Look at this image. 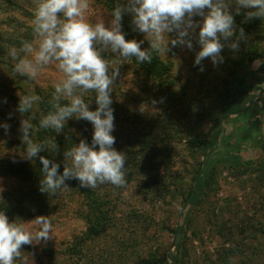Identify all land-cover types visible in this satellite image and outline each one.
Masks as SVG:
<instances>
[{
  "label": "rangeland",
  "instance_id": "374dc122",
  "mask_svg": "<svg viewBox=\"0 0 264 264\" xmlns=\"http://www.w3.org/2000/svg\"><path fill=\"white\" fill-rule=\"evenodd\" d=\"M17 1L24 9L6 7L0 11V18L9 16L14 20L0 24V30L14 33L0 41L4 59L13 64L9 49L15 48L20 58H25L22 43L35 46L38 40L33 30L27 31L33 27L35 0ZM85 18L90 23L103 20L106 26L112 19L96 0H89ZM239 28L237 25V35ZM244 32L247 38L240 41L238 51L222 41L223 62L214 65L210 58L205 59L201 62L203 71L194 63L200 50L195 39L193 50L173 48L169 43L170 50L161 52L164 59L172 62L169 91L154 82L146 85L130 67L119 66L120 76L111 86L119 116L114 121L113 147L126 156L127 150H138L146 143L147 152H155L161 163L152 170L150 166H126V183L122 187L98 185L112 208L111 220L100 236H85L83 202L73 188H62L45 209L35 207L31 214L19 213L22 209L13 193L24 186V181L0 174V206L10 221L24 224L34 236L39 231L34 220L37 216H47L51 222V238L23 245L14 264H135L165 249L174 252L175 242L180 244L177 264L264 262V113L253 112L255 106L264 103V55L252 61L243 59L250 44L264 48V25ZM254 61H259V66H254ZM62 76L53 62L41 67L37 77L23 85L30 92L34 85L45 88ZM233 76L240 80L234 96L249 110L230 116L222 124V139L206 163L212 171L209 183L184 221L188 208L184 206V196L204 157L192 141L211 136ZM20 95L25 94L10 80L9 68L0 63V124L10 125L8 133L0 127V158L14 162L29 161L24 159L25 145L19 132L21 120L27 119L18 111ZM230 154L252 160L251 166H229L222 160ZM180 224L183 232L178 235L175 230Z\"/></svg>",
  "mask_w": 264,
  "mask_h": 264
},
{
  "label": "clouds",
  "instance_id": "9594fccd",
  "mask_svg": "<svg viewBox=\"0 0 264 264\" xmlns=\"http://www.w3.org/2000/svg\"><path fill=\"white\" fill-rule=\"evenodd\" d=\"M88 8L89 0H35L32 21L33 32L38 37L35 46L27 41L22 43L25 58H20L15 48L8 50L9 57L15 61L14 71L21 76L34 80L41 67L53 62L63 73L54 84L51 110L40 119V128L59 134L66 121L73 117L93 126L91 144L82 139L63 152L61 173L57 162L40 155L49 149L45 143L33 141L30 120H21L19 132L25 145L24 159L39 158L42 164L39 191L49 195L68 187L66 181L72 179L88 189L104 183L116 187L126 183V157L113 147L112 135L115 117L111 86L120 76V64L110 66L102 52L110 50L124 59L135 57L140 64L151 63L153 53L170 50L169 43L173 48L193 50L195 39L200 50L194 63L203 71L201 62L205 59L210 58L214 65L223 62L221 52L225 43L222 41L231 50L238 51L240 41L246 40L243 28H239L237 35L234 14L240 15L244 10L245 21L264 20V0H126L123 4L117 0L107 26L103 20L88 22L85 18ZM125 14L131 16L133 30L145 34L148 48H141L143 41L125 38L121 23ZM169 33H174V38ZM259 64L254 61V66ZM87 92L95 93V110H90L82 98ZM39 100L37 95H20L19 113H28ZM0 127L9 132V124H0ZM50 150L58 152V145L52 143ZM34 220L39 225L35 236L24 224L10 221L0 212V264H14L23 245L51 238V222L47 216L40 215Z\"/></svg>",
  "mask_w": 264,
  "mask_h": 264
},
{
  "label": "trees",
  "instance_id": "16d2710c",
  "mask_svg": "<svg viewBox=\"0 0 264 264\" xmlns=\"http://www.w3.org/2000/svg\"><path fill=\"white\" fill-rule=\"evenodd\" d=\"M101 3L105 9L111 14L112 9L115 7L117 0H96ZM120 3H126V0H119ZM6 7H10V10L13 9H24L17 0H0V11L4 12ZM244 10L241 11L240 15L234 14L235 23L239 27L248 30L252 27H262L264 25V20L259 18L252 19L251 21H245ZM14 22L9 16L0 18V24ZM122 32L125 35V38L128 40L143 41L141 44L142 49L149 47V41L146 39L143 33L139 31H134V26L131 23V16L125 14L122 19ZM33 30V27L27 28V31ZM9 34L5 30H0V41L6 38L5 35ZM14 34V33H13ZM10 33L9 35H13ZM31 35V34H30ZM8 37V36H7ZM22 36H19L21 38ZM13 40V39H9ZM9 44L13 42H8ZM4 51L0 47V63L4 64L9 68L10 80L14 82L16 88L25 95H37L40 97V100L37 101L33 108L26 113V117L33 124V134L32 139L36 143H45L48 150H44L40 153L47 157L49 160H53L60 165V172H63L64 166V157L63 152L66 149L71 148L75 144H78L80 140H85L87 143L91 144L93 126L90 122L86 120H78L75 117L70 118L66 121L64 130L57 134L52 129H42L39 127L40 119L45 116L48 111L51 110L50 101L54 93V85H49L45 88L41 86L34 85V90L28 92L27 88L23 83L32 82V79H29L26 76H21L14 71V64L12 62H7L4 59ZM102 56L109 62L110 66L119 63V66H128L132 69V72L138 73L143 81L146 83L154 82L155 86H163L164 91H169L171 86L169 85L168 76L172 70V62L166 60L162 57L161 52L153 53V59L151 63L140 64L136 61L135 57H129L124 59L119 56V54L112 53L110 50L104 51L101 53ZM264 55V48H260L256 44H250V46L245 50L243 59L252 61L254 58ZM111 71V68L109 69ZM240 80L233 76L232 80L229 83V86L226 90L224 98L220 106V115L214 120L212 126L211 136L205 138L194 139L192 141V146L200 149L203 159L199 162L198 167L195 171V174L192 179V184L188 189V192L184 196V206L188 207L187 212L184 216V221H187L190 217L189 210L191 207L196 206L202 195L205 193L207 184L209 183L210 176L212 174L211 168L206 166L208 156L214 150L217 142L222 139V124L225 123V120L232 115H242L247 112L249 108L243 107L240 105L234 92L238 89ZM149 85V84H148ZM113 90L111 93L112 105L114 109L115 120L118 119V112L116 110V104L113 101ZM83 100L85 103L89 104L90 110H95L97 107L95 102V93L87 92L83 95ZM66 102V101H65ZM255 115L264 113V103L261 106H255L253 108ZM56 143L58 145L59 151L56 153L51 152V144ZM145 147H140L138 150H127L126 151V166L139 165V166H150L151 170L154 167H157L161 162L159 156L153 152L149 154L147 152V144ZM98 147V146H97ZM224 163L233 167H242L248 168L252 164V160L244 159L239 155H231L228 158L222 160ZM67 163L70 164V161ZM41 168L42 164L39 158L34 160H29L26 162H14L10 160H5L0 158V174L15 176L22 181H24V186L19 188L17 193H13L16 196V203L20 205L22 210H19V213H32V209L35 207L45 209L49 206V203L52 199L56 198L58 193L62 190L58 189L57 192L52 194L41 193L39 191V182L41 179ZM264 175V173H263ZM26 184V186H25ZM66 184L68 187L73 188L81 197L83 202L82 217L86 221V232L85 236L88 239H93L100 236L105 232L108 223L111 220L112 208H110L106 201L105 195L97 186L94 189L82 188L79 185V181L72 179L67 180ZM25 187V188H24ZM28 187V188H27ZM64 188V187H63ZM23 211V212H21ZM0 212H5L0 206ZM264 233V229H262ZM183 232V225L180 224L175 233L180 235ZM175 251L172 252L169 249L163 250L160 255H150L149 257H144L138 260L135 264H164L167 260L171 261V264H177L178 260V251L180 244L175 242ZM261 264H264L261 263Z\"/></svg>",
  "mask_w": 264,
  "mask_h": 264
}]
</instances>
